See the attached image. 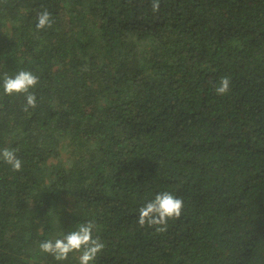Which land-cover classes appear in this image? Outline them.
I'll use <instances>...</instances> for the list:
<instances>
[{"label":"trees","instance_id":"1","mask_svg":"<svg viewBox=\"0 0 264 264\" xmlns=\"http://www.w3.org/2000/svg\"><path fill=\"white\" fill-rule=\"evenodd\" d=\"M151 2L0 0V85L39 77L27 112L0 87V264H79L39 244L90 221L95 264H264V0ZM162 192L180 218L140 227Z\"/></svg>","mask_w":264,"mask_h":264},{"label":"clouds","instance_id":"2","mask_svg":"<svg viewBox=\"0 0 264 264\" xmlns=\"http://www.w3.org/2000/svg\"><path fill=\"white\" fill-rule=\"evenodd\" d=\"M151 10L157 13L160 10V0H152ZM36 29L43 30L52 28L53 18L45 9L37 14ZM39 82V77L31 71L21 70L14 76L5 74L3 77V93L7 96H24V111L29 108L34 109L36 105V96L32 89ZM231 80L229 77H222L219 85L215 87L217 95H226L230 91ZM0 161L11 167L13 172L22 170L23 162L18 158L16 150L4 148L0 150ZM184 208L183 198L173 195L170 192L158 193L154 198L138 209L137 223L140 227L147 225L154 228L156 232L163 233L167 231L169 220L179 219ZM96 225L93 222L79 224L75 230L62 234L56 239H47L39 244V249L54 258L58 262L68 260L72 253L79 254V264H95L98 256L105 249V243L93 232Z\"/></svg>","mask_w":264,"mask_h":264}]
</instances>
